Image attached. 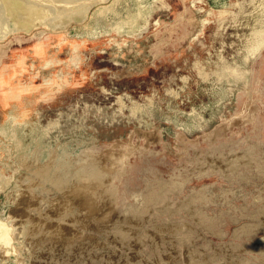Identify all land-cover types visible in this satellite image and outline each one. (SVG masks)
Returning <instances> with one entry per match:
<instances>
[{"label": "rangeland", "instance_id": "374dc122", "mask_svg": "<svg viewBox=\"0 0 264 264\" xmlns=\"http://www.w3.org/2000/svg\"><path fill=\"white\" fill-rule=\"evenodd\" d=\"M0 264H264V0H0Z\"/></svg>", "mask_w": 264, "mask_h": 264}]
</instances>
